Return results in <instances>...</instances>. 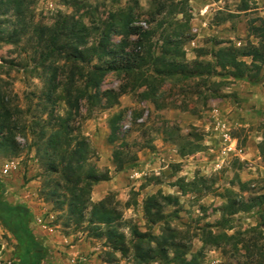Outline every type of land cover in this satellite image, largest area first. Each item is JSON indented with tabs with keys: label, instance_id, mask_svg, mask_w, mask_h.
Listing matches in <instances>:
<instances>
[{
	"label": "rangeland",
	"instance_id": "rangeland-1",
	"mask_svg": "<svg viewBox=\"0 0 264 264\" xmlns=\"http://www.w3.org/2000/svg\"><path fill=\"white\" fill-rule=\"evenodd\" d=\"M84 1L96 10L95 19L102 20L116 8L132 7L134 24L144 29L156 28L154 50L160 55V22L170 31L177 29L176 21L183 23L182 48L188 65L196 60L213 62L212 55L222 50L256 44L257 40L248 35L249 23L264 19V0H246L250 6L247 12L238 11V0H184L188 22L182 15L165 13L172 2L182 0H137L138 5L135 0H120L119 4ZM159 4L166 5L161 14L157 13ZM82 12L84 8L77 11L72 0H36L34 21L52 32L59 13L78 17ZM91 20L88 17L86 22ZM113 40L117 43L120 37L114 36ZM38 58L25 38L18 45L0 41V105L11 110L16 124L10 132L0 128V179L5 183V197L31 208V226L51 252L46 264H106L105 240L89 237L85 223L69 224L65 217L68 207L59 209L53 203L57 198L48 196L56 177L47 172L48 159L42 146L49 130L42 140L40 130L44 122L64 115L67 106L48 101L44 79L48 70L37 67ZM176 73L159 86L155 104L141 96L145 88L131 91L129 87L119 96L118 104L107 107L102 98L103 105L96 106L90 115L88 105L82 103L73 124L95 150L88 165L107 178L93 187L91 197H112L120 202V229L129 237L130 224L142 232L160 235L164 224L149 227L143 204L159 191L171 195L178 203L166 207L165 214L187 259L197 256L199 264H235L229 246L216 248L201 241V228L211 226L215 234L220 233L216 223L228 199L249 201L264 195V85L250 84L234 70L203 78H186L189 72ZM261 76L264 79V69ZM127 82L124 72H111L99 93L119 92ZM4 111L3 108L1 113ZM117 113L122 117L117 140L111 144L109 118ZM196 142L202 146L200 151L180 155ZM117 160L124 164L121 170ZM10 162L13 169L5 174L3 170ZM190 183L194 184L188 187ZM182 186H187L185 192ZM231 218L234 228L228 231L229 235L245 232L250 237L255 229L262 234L258 244L264 246V225L258 208L237 212ZM14 244L0 225V264H16ZM75 245L85 246L86 252L72 259L68 250ZM117 256L116 264H135L130 258Z\"/></svg>",
	"mask_w": 264,
	"mask_h": 264
},
{
	"label": "trees",
	"instance_id": "trees-1",
	"mask_svg": "<svg viewBox=\"0 0 264 264\" xmlns=\"http://www.w3.org/2000/svg\"><path fill=\"white\" fill-rule=\"evenodd\" d=\"M72 1L77 11L80 12L84 8V12L78 17L59 13L56 29L47 32L34 21L36 0H0V41L18 45L25 38L31 45L34 56H39L37 67L48 70L44 76L48 101L63 102L67 106L64 115L55 116L47 121V124L44 122L40 130V140L49 130L42 146L48 159L47 172L56 177L52 181L48 196L57 198L53 203H56L59 209L68 207L69 211L65 217L69 224L85 223L89 237L105 240L104 245L108 248V259L104 261L106 264H116L119 261L117 255L123 259L130 258L135 264H149L152 261L161 264H199L197 256L187 259L186 251L176 242L177 237L168 225L165 208L178 203L171 195H164L159 191L144 201L143 213L147 225L153 227L164 224L160 235L157 236L151 231L142 232L136 225L130 224L128 237L120 229V202L112 197H106L96 203L92 201L93 187L107 178H102L94 167L88 165L95 150L79 132V127H75L73 123L80 115L83 102L88 105L87 113L90 115L96 106L103 105L102 98L105 99L104 105L107 107L118 104L119 96L124 94L128 87L131 91L145 88L141 96L155 104L159 86L167 77L177 74L176 72L181 75L189 72L190 75L186 78H203L222 76L223 72L234 70L239 72L238 77L246 79L250 84L264 85L261 76L264 69V19L257 18L249 23L248 35L257 40L256 44L248 43V46L238 50L231 47L213 54V62L196 60L188 65L182 48L183 23L176 21L178 30L170 31L160 22V55L154 50L156 28L144 29L134 24L132 7L116 8L102 20L95 19L96 10H93L88 2ZM103 1L113 4L120 2ZM238 1V11L250 10L246 0ZM135 5H138L137 0ZM159 5L157 13L161 14L166 10V5ZM165 13L168 16L182 15L184 21L189 20L184 0L172 2ZM88 17L92 19L89 23L86 22ZM114 36L120 37V41L114 42ZM245 58L250 61L243 60ZM119 71L124 72L129 82L119 92L107 90L100 95L99 89L106 76ZM3 108L5 111L1 113ZM10 111L0 105V128L9 132L16 127ZM121 117V113H117L109 118L108 139L111 144L117 140ZM198 142L190 143L188 152H180V155L186 156L200 151L202 146ZM114 158L115 161L118 158L116 152ZM135 159L136 156L133 160ZM116 165L121 170L124 164L117 160ZM185 187H181L184 192ZM5 193V183L0 179V225L15 242L16 264L48 263L51 252L48 246L39 240L31 226V208L22 202L8 201ZM254 208L259 209L261 225H264V195L249 201L228 199L227 203L222 205L221 217L216 223L221 232L215 234L210 229L211 226L203 227L201 241L216 248L229 246L235 255V264H264V246L257 242L262 237L261 232L253 229V236L250 237L245 232L228 234V231L234 228L231 216Z\"/></svg>",
	"mask_w": 264,
	"mask_h": 264
},
{
	"label": "crops",
	"instance_id": "crops-1",
	"mask_svg": "<svg viewBox=\"0 0 264 264\" xmlns=\"http://www.w3.org/2000/svg\"><path fill=\"white\" fill-rule=\"evenodd\" d=\"M91 198H92V201L95 203L101 201L96 196H93ZM85 252H86L85 246L82 247L80 245L72 246L71 249L68 250L69 257L72 259H74L75 256L81 255L82 253H85Z\"/></svg>",
	"mask_w": 264,
	"mask_h": 264
},
{
	"label": "built area",
	"instance_id": "built-area-1",
	"mask_svg": "<svg viewBox=\"0 0 264 264\" xmlns=\"http://www.w3.org/2000/svg\"><path fill=\"white\" fill-rule=\"evenodd\" d=\"M13 166H14V164L12 163V162H10V163H8L6 166H5V168H4V173L5 174H9V173H11V171H12V169H13ZM52 230V229H51Z\"/></svg>",
	"mask_w": 264,
	"mask_h": 264
}]
</instances>
